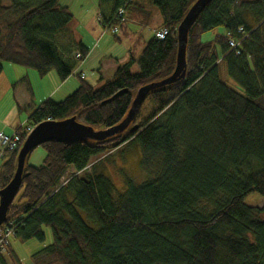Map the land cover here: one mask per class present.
Wrapping results in <instances>:
<instances>
[{
    "label": "trees",
    "instance_id": "1",
    "mask_svg": "<svg viewBox=\"0 0 264 264\" xmlns=\"http://www.w3.org/2000/svg\"><path fill=\"white\" fill-rule=\"evenodd\" d=\"M145 1L159 11L162 29L139 58L131 55L99 88L76 74L79 87L60 102L45 100L21 129L72 117L95 131L112 128L139 88L173 74L177 28L197 0H97V23L118 33ZM59 2L0 0V75L4 63L40 77L54 71L61 82L74 74L82 64L75 56L83 60L87 51L63 38L73 16ZM218 28L223 33L202 42ZM222 62L240 92L221 81ZM24 139L0 160V190L13 178ZM128 144L140 150L145 179L126 178L117 192L94 161ZM40 147L42 164H27L34 150L27 156L0 226H12L17 240L39 242L50 228L52 243L33 255L34 264H264V207L245 202L253 193L264 199V0L208 4L188 31L184 79L148 92L123 132ZM9 246L0 264H19Z\"/></svg>",
    "mask_w": 264,
    "mask_h": 264
},
{
    "label": "crops",
    "instance_id": "2",
    "mask_svg": "<svg viewBox=\"0 0 264 264\" xmlns=\"http://www.w3.org/2000/svg\"><path fill=\"white\" fill-rule=\"evenodd\" d=\"M139 6L141 7L140 9L136 8L134 13L126 16L120 30L123 32L128 31L127 27H129V25L127 22H132L136 24V26H139L135 34L139 37L137 43L140 45L139 53L141 54L145 43L154 37L155 32L162 29V20L159 11L151 6L149 2H141V5ZM64 7L69 8V6ZM95 19L97 23V16ZM140 27H148L152 32V38L143 41L141 39L142 36H140V33L142 32H140ZM87 28L89 31L88 40L85 39L82 33L81 35H78L77 33L76 37H73L72 35L73 38L67 35L63 36V38H65V41H67V37L70 39L72 38L75 43L81 44L87 51L86 59L80 66H84L88 69L92 68L93 70L91 69L89 74H85L84 81H87V83L94 88H99L106 81H109L114 77L115 72L120 66L129 61L133 51L129 49L127 44L129 42L127 40L124 42L119 39L116 40V36L113 37L114 39L112 42L109 43L107 39L104 44L105 46L113 48L114 51L111 52L106 49L100 50L97 46L98 43L92 44V42L94 40L95 42H102L106 35H102V33L99 32V29L101 28H96V26H93L91 23L87 24ZM95 37L97 39H95ZM79 72L81 71L79 70L77 73ZM32 75L33 74L28 73V70H16L15 68H6V66H3V71L0 75V132L8 135L15 132L20 126L26 123L33 111L45 100H54L53 98L57 95L58 91H61V99L56 101L60 102L73 93L81 83V81L80 83L77 82L78 80H75L74 76H70L64 82H61L60 80V82H58L59 78L57 74H52L50 71L45 76L39 77L40 79L42 78L44 81H47L51 86L45 88L43 93L36 94L32 87L31 80L37 78L34 75V77L30 79ZM76 79L79 78L76 77ZM56 90L57 92H55ZM7 96L8 103H4L3 105L2 101H5Z\"/></svg>",
    "mask_w": 264,
    "mask_h": 264
},
{
    "label": "rangeland",
    "instance_id": "3",
    "mask_svg": "<svg viewBox=\"0 0 264 264\" xmlns=\"http://www.w3.org/2000/svg\"><path fill=\"white\" fill-rule=\"evenodd\" d=\"M96 3H97V0H60L59 5L62 7L69 6L68 9L73 16L72 28L71 26L69 27V31L67 32L68 36L72 37L73 35V37H76L77 33L78 35H81L82 33L85 39L88 40L89 31L87 28V24L91 23L93 24V26H96V28H99L96 23V19H95L97 16ZM130 23L132 22H127V24L129 25V27H127L128 31L123 32L122 30H119V32L116 35V40L119 39L122 42L127 40L130 43V44L127 43L129 46V49L133 51L131 55H134L133 58L137 60L140 56V53H139L140 45H138L137 43V40L139 39V37L135 33L137 32V29L139 26H136V24L134 23L132 24ZM139 29H140V32L142 31L140 33V36H142L141 39L143 41H146L148 38H152V32L148 27L147 28L140 27ZM99 30H100L99 32H101L102 35H106V36L104 37L102 42H97V41L95 42L94 40L92 44L98 43L97 46L100 50L106 49L111 52L114 51L113 48H110L104 45L107 39L109 43L113 41L114 36L112 35V33L103 32L101 31V29ZM221 33H223V29L221 28H218L213 32L207 33L202 37V42L212 41L214 35L221 34ZM95 39L97 38L95 37ZM85 59L86 57L83 59L82 63H84ZM3 66L4 67L6 66V68H15L16 70H24V71L28 70L29 74H33L30 77V79L34 77L35 75L37 79L31 80V84L36 94L43 93L45 88L51 86V84H49L47 81H44V79L42 78L40 79L39 75L35 71L25 69L24 67L11 65L9 63H4ZM132 68H133V71H137L136 65H134ZM91 69L92 68L88 69V68H85L84 66H79L75 71L76 73L74 72L72 76H74L75 80H78L77 82L80 83V80L76 79L77 77L76 74L78 75L80 73L89 74ZM79 70L81 72L77 73ZM51 73L55 74L54 71H51ZM219 75H220V79L222 82L229 85L234 90L240 92L238 89V86L228 77L227 72H226V66L223 62L220 63L219 65ZM58 82H60L59 79H58ZM55 92H57V90ZM61 96H62L61 91H58L57 95L53 98L54 101H58V99L60 100ZM4 103H8V96L5 98V101H2L3 105ZM45 156H46L45 151L41 147H38L29 156L27 160V164L34 166V167H38L42 164ZM104 157L105 155L101 157L100 159ZM140 161H141V153H140L138 146L128 144L118 151H115L113 153L111 152V155H109L107 158L103 159L102 161L95 160L94 163L98 162L96 163L98 170L105 169L106 176L109 177L111 181L114 183L116 191L121 192L125 184L124 182L126 178L130 179L132 182L136 184H139L144 181L145 173L143 169L141 168ZM0 164H1V161H0ZM69 176L70 174H67V176L64 177L62 182H64V180H66ZM245 202L250 206H254L258 208L264 207V199L255 193L250 194L247 197ZM42 230H43L44 238H45L44 242H39L38 240H35V239L27 240V241H20V240L15 239L13 236H10L8 238L7 245L8 244L10 245L9 253L11 254V257L14 259V261H16V263L19 262V264H34L32 260L33 255H35L36 253L41 251L43 248H45L46 246H49L52 243V234H51L50 228L43 227ZM5 252H7L6 248L3 253L6 254Z\"/></svg>",
    "mask_w": 264,
    "mask_h": 264
},
{
    "label": "water",
    "instance_id": "4",
    "mask_svg": "<svg viewBox=\"0 0 264 264\" xmlns=\"http://www.w3.org/2000/svg\"><path fill=\"white\" fill-rule=\"evenodd\" d=\"M213 0H197L188 10L177 28V54L176 66L173 74L157 83H151L138 89L131 107L126 117L116 126L95 131L92 127L78 123L75 117L63 121H44L37 124L32 132L24 139L20 150L17 154L16 170L11 181L0 190V226L6 222L9 206L15 199L20 185L21 177L27 156L36 148L43 144L55 142L62 144H72L75 142L86 143L88 141H102L119 134L126 130L142 103L144 102L148 92L174 84L185 77L186 73V46L189 29L194 25L200 13ZM122 94L119 92L117 95ZM136 127H132L131 131Z\"/></svg>",
    "mask_w": 264,
    "mask_h": 264
},
{
    "label": "built area",
    "instance_id": "5",
    "mask_svg": "<svg viewBox=\"0 0 264 264\" xmlns=\"http://www.w3.org/2000/svg\"><path fill=\"white\" fill-rule=\"evenodd\" d=\"M123 11L119 10L118 12V17H121ZM111 33L115 34L117 33V28H112ZM167 34V31L164 29L158 33H156V38L157 39H163ZM239 45L238 41H235V39H230L229 40V47L231 50H234L236 55L239 54V51L237 50V47ZM76 59L82 63V57L77 54L75 56ZM81 78H84V74L80 73ZM22 126H20L21 129ZM34 127H29L26 126L23 129L19 130L18 129L13 132L12 134L8 135L3 132H0V160L6 155V153L15 151L17 150L20 141L22 138H26L33 130ZM12 226H5V227H0V254H2L6 248L8 238L12 236L13 230Z\"/></svg>",
    "mask_w": 264,
    "mask_h": 264
}]
</instances>
